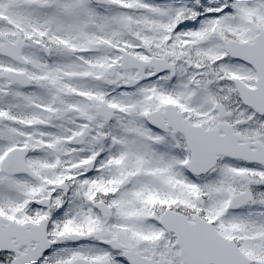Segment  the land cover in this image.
Masks as SVG:
<instances>
[{
  "label": "snow or ice",
  "instance_id": "obj_1",
  "mask_svg": "<svg viewBox=\"0 0 264 264\" xmlns=\"http://www.w3.org/2000/svg\"><path fill=\"white\" fill-rule=\"evenodd\" d=\"M0 264H264V0H0Z\"/></svg>",
  "mask_w": 264,
  "mask_h": 264
}]
</instances>
